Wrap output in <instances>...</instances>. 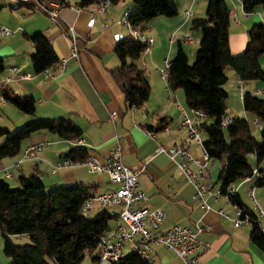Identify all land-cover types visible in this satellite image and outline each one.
<instances>
[{"label":"crops","instance_id":"obj_1","mask_svg":"<svg viewBox=\"0 0 264 264\" xmlns=\"http://www.w3.org/2000/svg\"><path fill=\"white\" fill-rule=\"evenodd\" d=\"M7 1L8 5L20 2L30 4L33 5V9L22 5L10 9L15 11L8 15L10 18L6 19L4 15L0 17V28L12 32L5 36L0 34V38H3L0 41V59L5 60V70L0 75V82L9 78L14 79L12 72L14 68L18 69L19 73L29 75L27 80L11 82L7 88L17 95L34 97L35 117L69 118L80 128L82 138L78 142H69L46 131L35 133L22 143L18 156L0 163V178L14 180L17 177L14 184L17 186L19 177L36 175L47 186L99 184L98 194L110 193L117 190L120 185L112 183L107 175L92 174L85 166L62 169L54 174L52 166L73 146H84L89 149L92 156L102 160L120 142L124 163L129 167L145 168L139 178V188L148 196L145 205L163 212L161 231L177 225L209 228L198 236L201 243L207 247L199 256L200 264H264V253L250 239L251 223L235 227L234 223L238 220L235 206L227 201L226 197L217 196L220 189L217 180L223 164L220 169L218 167L213 169L215 165L213 161L208 180L198 179L191 182L179 169L177 165L179 158L172 160L167 154L159 153L157 150L158 146L168 148L177 144L185 147L196 159L203 155L202 148L181 126L185 116L191 119L194 116L186 104L185 95L180 89L169 88L163 71L177 53L175 43H181L182 47L186 45L191 59L195 58L198 46L190 49L189 46L193 44L182 42L181 39L192 33L190 31L192 20L206 18L207 0H177L176 16L156 17L149 22L144 33L152 37L154 42L136 64L145 72L151 85V94L148 101L139 108L128 106L120 85L111 75V70L121 64L115 53L116 42L130 35L129 28L122 23L125 12L134 11L130 1L123 0L116 5L110 4L102 12L97 5L77 9L75 7L77 0H66L69 6L61 9L55 23L38 8L37 0ZM226 2L231 20L239 21L238 25L234 23V28H238V31H233L231 35L229 30V47L231 52L237 55L245 49L247 32L253 24L264 23V11L258 7L253 14L247 15L240 0ZM8 5L0 6V11ZM187 12L190 14L187 15ZM37 32H42L47 37L59 57L57 65L41 74H35L31 66L30 55L34 48L27 38ZM72 34L77 40L79 61L70 59L66 71L62 72L61 61L70 56ZM167 39L170 41L169 47ZM229 69L232 72L228 73L230 78L235 85L243 88V92L253 94L257 90L264 91V86L260 83L241 82L236 73ZM7 104L8 102L0 103V106L5 108L6 118L11 127L19 128L18 125H24L33 119L12 104L11 107ZM180 108L184 110L183 113ZM113 113L115 116H112ZM236 116L248 120V112L244 110L243 105L238 111L231 110L230 114H227L228 118ZM161 118L167 119L168 125L165 128L168 131H165V128L163 130L156 128ZM149 126H153L154 129L148 130ZM147 132L155 134L156 139L150 138ZM45 143L49 145L43 146L40 152L32 153L30 158H24L26 149ZM251 158L255 159L254 156ZM253 167L256 169L257 163ZM190 168L197 172L196 166L191 165ZM260 169L264 173L262 163ZM7 174H10L11 178H8ZM239 182H236L230 191L238 193L242 202L253 210L256 205L264 208V205L257 201L254 183L243 180ZM199 183L209 187L203 197L204 202L196 197ZM251 188H254L253 202L256 203L254 206L247 202L244 195L247 193L249 195ZM259 196L264 201V190L259 192ZM204 203L209 207L207 210L203 208ZM116 223L118 220H113L109 227ZM150 252V259L154 264H182L173 251L162 246L152 244ZM0 264H6V261L0 260Z\"/></svg>","mask_w":264,"mask_h":264},{"label":"trees","instance_id":"obj_2","mask_svg":"<svg viewBox=\"0 0 264 264\" xmlns=\"http://www.w3.org/2000/svg\"><path fill=\"white\" fill-rule=\"evenodd\" d=\"M59 2L69 6L66 0H37ZM103 0H77V9H87ZM116 5L122 0H107ZM134 11L129 10L128 22L134 29L145 32L149 22L156 17L171 18L178 14L177 0H132ZM245 14H252L259 6L264 11V0H240ZM27 5L22 2L8 5L16 9ZM206 18L194 19L190 31L198 35L199 44L194 62L179 43L176 56L168 63L167 83L171 90L181 89L189 109L202 111L206 121L199 125L206 134L203 149L208 157L219 160L223 167L217 183L221 196L228 197L230 203L242 210V217L248 216L252 225L251 241L264 253V233L259 227L257 213L244 204L238 193L231 187L244 178L251 177L255 168L250 162L254 156L257 163L256 187L264 188V173L260 164L264 160V99L244 92L243 108L255 115L262 124L259 143L253 134L249 121L240 117L230 118V123L222 126L227 117L224 86L227 78L225 69L231 68L241 82H261L264 86V70L260 58L264 55V23H255L248 30V41L240 54L234 55L229 47L231 13L226 0H207ZM34 52L30 55L35 74H41L59 63V57L52 44L42 32L27 37ZM146 45L131 35L120 38L115 45V53L121 64L111 70L114 80L120 85L129 107L139 108L149 99L151 85L145 72L136 64L143 56ZM130 60V62H128ZM5 70V60L0 59V75ZM5 102L19 111L33 117L15 129L14 132L0 127V163L16 157L21 152L22 143L33 134L46 131L62 140L78 142L82 138L80 128L66 117L58 119L35 117L36 100L32 96L17 95L7 87L0 89ZM168 125L166 118L159 119L156 128L163 130ZM153 130V126L147 127ZM90 151L84 146H73L62 155V159L85 161ZM99 184L76 183L71 185L44 184L36 175L21 176L18 185L12 186L0 178V234L3 252L10 259L9 264H82L86 254L89 264H99L98 247L103 232L110 221L118 220V215L106 209L94 217L83 211L87 200L98 195ZM27 235L30 243L16 244L14 237ZM112 264H154L138 252L131 250Z\"/></svg>","mask_w":264,"mask_h":264},{"label":"built area","instance_id":"obj_3","mask_svg":"<svg viewBox=\"0 0 264 264\" xmlns=\"http://www.w3.org/2000/svg\"><path fill=\"white\" fill-rule=\"evenodd\" d=\"M110 5L109 1L103 0L97 4L99 10L104 12ZM65 6L59 2L45 1L38 3V8L45 12L52 23H55L60 15L61 9ZM190 13L187 12V15ZM129 10L124 14L122 23L126 25L130 30V35L146 45L147 52L154 40L152 37L146 36L144 32L138 29H134L127 20ZM235 17V14L232 15ZM239 23L237 22L236 25ZM12 32L5 28H0V34L2 36L9 35ZM72 45L71 52L68 59L61 61V71H66L69 60L75 62L79 61V49L77 46L76 37L71 35ZM182 42L194 44L199 43V37L191 34L185 35ZM168 67V65H167ZM15 78L7 79L4 82H0V89L7 87L11 82L19 79L27 80L29 75L18 72V69L12 70ZM163 76L167 78V68L163 71ZM239 95L242 99L244 90L241 86L238 88ZM263 91H255L253 95H263ZM4 99L0 94V103H4ZM183 113L184 110L180 108ZM193 118L185 116L182 120V128H184L190 138L202 148L203 155L200 159L194 158L185 147L174 144L171 147L158 146L159 153L167 154L172 160L179 158L177 165L181 172L186 176L189 181H195L198 179H209V174L213 161L208 157L207 153L203 149V144L200 136L199 125L206 121V115L199 110H192ZM115 116V113L112 114ZM230 123V118L225 117L222 121V126L226 127ZM253 125L256 129H262V124L255 120ZM165 131H168L165 128ZM147 135L156 139L155 134L147 132ZM49 143L43 145H34L26 149L24 158L28 159L32 156V153L40 152L43 146H48ZM123 148L119 142L102 160L96 157L90 156L85 161H72L70 159H61L59 162L52 166V172L55 174L59 170L85 166L89 172L98 176L107 175L109 180L114 184H119L120 187L110 193L98 194L95 198L87 200L83 205V211L88 214L89 211L94 208V204L97 203L103 209H106L110 214L118 215V223L113 227L107 228L100 238L98 247V262L99 264H112L118 261L124 255V249L126 245H129L131 250L138 252L146 259H150L149 252L151 245H159L166 249L173 251L177 257L181 260L182 264H200L199 256L202 252L207 250L199 240L198 236L203 231L209 228L188 227V226H174L165 231H161L160 227L164 219V214L161 210H153L145 205L148 200L147 194L139 188V178L144 172V166L129 167L123 161ZM191 165L197 167V172H193L190 168ZM257 175V170L253 171L251 177L243 179V182H248L253 176ZM8 178H11L10 174H7ZM209 190L208 185L199 183L197 186L196 197L203 201L205 193ZM234 192V191H232ZM217 196H221L220 191ZM249 196L254 200V188L249 190ZM230 202L229 198L226 197ZM204 202V201H203ZM204 209L209 207L204 203ZM238 220L235 221L234 226L240 227L243 223L250 222L249 217H242V210L235 206ZM118 209V211L112 210ZM259 217V227L264 233V208L256 205L254 210Z\"/></svg>","mask_w":264,"mask_h":264},{"label":"rangeland","instance_id":"obj_4","mask_svg":"<svg viewBox=\"0 0 264 264\" xmlns=\"http://www.w3.org/2000/svg\"><path fill=\"white\" fill-rule=\"evenodd\" d=\"M126 1H130V4L132 5L133 4V1L132 0H126ZM123 2V0H122ZM8 1L5 0V1H0V6H4V5H8ZM259 9L263 10L262 9V6H259ZM13 11L10 10V8L7 6V7H3V9L0 11V17L2 15H4V17L6 19L10 18L8 15H10V13H12ZM15 13V11L13 12ZM253 14V13H252ZM239 23L238 19L235 20V22L233 20H231V27H230V34L232 35L233 31H238L239 29L238 28H234L235 24L234 23ZM255 23H261V22H255ZM254 23V24H255ZM191 35H194V36H198V35H195L193 33H190ZM248 38V37H247ZM2 37L0 38V41H2ZM248 41V39H247ZM246 41V43H247ZM169 39H167V45L169 47ZM198 44V43H197ZM196 43L193 44V46H189L190 49H193V47H197ZM184 47V51L186 52V54L188 55V58H189V64H192L194 62V59H191L190 57V53H189V50L186 48L187 46L186 45H183ZM178 43H175L174 44V48L176 49L177 48V52H178ZM145 54V53H144ZM177 54V53H176ZM176 56V55H175ZM174 58V57H173ZM260 63H261V67L262 69L264 70V55L261 56V60H260ZM226 78H227V81H226V84L224 86L225 90L227 91V94H228V97L226 99V105H227V114H230L231 110L233 111H238V109H241L242 108V99L240 98V95H239V90H238V85H235V82L232 81V79L230 78L229 74L228 73H232L230 72V69L227 68L226 69ZM254 83H260V85L262 86L263 84L261 82H254ZM262 90V89H261ZM180 91L182 93L183 90L180 89ZM264 92V91H263ZM259 97H261L262 99H264V94L263 95H259ZM8 107H11V104H7ZM186 107V105H185ZM243 119H245L244 117H241ZM255 115L251 112H248V120L251 124V127H252V131H253V134L255 135L257 141L260 143L261 142V139H260V129H256L253 125V122L255 121ZM22 125V124H21ZM21 125H18V126H21ZM0 127L2 128H6L8 129L9 131L11 132H14L16 128L18 127H11L10 124H9V121L7 120L6 118V113H5V108H3L2 106H0ZM200 136L202 138V141H204L206 139V134L204 132H201L200 133ZM4 140V138H1L0 139V143ZM215 165L213 166V169L215 167H218V169H220V166H221V162L219 160H213ZM250 162L255 165L256 164V160L251 158L250 157ZM263 166H264V160L262 162ZM219 174V173H218ZM256 179L257 177L256 176H253L249 181L253 184V187L255 188V191H256V198H257V201L259 204L261 205H264V201L262 199H260V196H259V192H261V190H264V188H260V187H256L255 184H256ZM12 186H16L14 184H16L17 182V177H15L14 180L12 179H8L7 180ZM237 183H240V182H237ZM248 184V183H247ZM248 191V190H247ZM245 195V198L247 200V202L251 205V206H254L256 203L253 202V200L251 199V197L247 194H244ZM103 208L100 207L97 203L94 204V208H92L89 213L87 214L88 217H94L98 212L102 211ZM112 210H115V211H118V209H112ZM110 224L112 225L113 224V221H110ZM14 242L16 244H27V243H30V239L27 235H19L17 237H14ZM3 239L2 237L0 236V260L4 259L6 261V264H9L10 263V259L8 257L5 256L4 252H3ZM131 251V248L129 245H126L125 246V249H124V254H127ZM150 255H151V252H150ZM49 262L51 264H56L54 260L52 259H49ZM90 263V255L89 254H86L85 256V259L84 261L82 262V264H89Z\"/></svg>","mask_w":264,"mask_h":264}]
</instances>
